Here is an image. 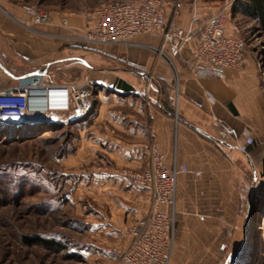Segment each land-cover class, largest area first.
Segmentation results:
<instances>
[{
    "label": "crops",
    "instance_id": "1",
    "mask_svg": "<svg viewBox=\"0 0 264 264\" xmlns=\"http://www.w3.org/2000/svg\"><path fill=\"white\" fill-rule=\"evenodd\" d=\"M201 13L208 16L215 12ZM3 14L15 25H5ZM50 15V24L35 27L34 31L30 29L32 19L26 7L0 0V33L9 34L16 46L8 61L14 66L22 65L23 71L19 73L13 66L7 68L1 59L3 69L11 77L8 85L32 73H45L50 80L52 63L41 67L47 61L37 55H47L53 47L64 43L47 38L46 34L66 35L72 28H83L91 22V14ZM61 17L68 18L69 27L61 25ZM190 17V7L183 6L180 24L188 27ZM161 40L158 32L138 36L133 42L140 46L112 47L115 57L108 45L86 46L89 52H103L109 58L103 60L97 55L89 66L95 75H87L85 80L89 82L87 89L95 93V110L81 123L75 156L79 160L88 155L100 159L92 170H82L78 176L80 187L100 192V197L109 201L110 215L100 211L98 219L93 220L92 231L100 233L101 240L90 244L109 263L114 261L112 245L104 243H126L124 226L144 216L149 208L148 193L129 185L121 169L144 170L150 144L159 147L168 163L175 155L178 163L190 169L178 179L176 209L180 226L215 220L224 225L236 223L255 194L251 174L264 165V93L252 59L247 58L240 69L226 70L223 77L199 79L188 63L197 46L196 40L192 41L178 58L179 93L174 101L171 69L144 46L158 45ZM61 51L55 59L60 66L66 65L68 58ZM72 58H79L77 51ZM116 60L142 73L116 66ZM53 80L50 82H62ZM144 80L151 83V93L142 84ZM247 136L254 139L249 156L237 148L238 142ZM194 171L201 174L196 176ZM200 215L205 219L201 220Z\"/></svg>",
    "mask_w": 264,
    "mask_h": 264
},
{
    "label": "rangeland",
    "instance_id": "2",
    "mask_svg": "<svg viewBox=\"0 0 264 264\" xmlns=\"http://www.w3.org/2000/svg\"><path fill=\"white\" fill-rule=\"evenodd\" d=\"M7 1L47 11L52 15L57 13L70 15L92 14L102 3L113 0ZM165 1L170 5L174 2L179 3L180 17L183 6L190 7L191 13L194 9L216 13L232 0ZM232 7L233 5L231 9ZM230 13V25L236 23L240 26L246 41L248 58H251L256 66L264 93V33L256 19L241 13ZM3 20L5 25L10 27L15 25L8 19L7 14H3ZM31 27H34L33 24ZM192 41L195 42L194 39ZM55 44L54 42L53 45ZM14 45L15 42L9 34L0 33V58L5 60L3 63L7 68L13 66V69L22 73L20 69L22 65L14 66L8 61L12 48H16ZM88 45L90 44L84 42H68L53 47L47 55L38 53L37 56H42L41 59L47 61V64H42L41 67L51 63L53 65L48 68L49 76L52 77L49 81L55 79L63 83L82 84L87 89L89 85L85 80L87 75L90 77L95 75L90 68L93 65L92 58L97 55L103 60L109 58L103 52H89L86 47ZM113 49L112 56L115 57L116 52ZM59 51L68 57L66 65L60 66L55 62V59L60 57ZM76 51L79 58H72ZM116 62V66L132 69L130 65L117 60ZM142 84L148 86L150 82L144 80ZM152 89L150 86L147 91L151 93ZM171 91L174 101L177 100L174 82ZM93 94L95 96V93ZM70 117L69 113L60 112L42 116L30 114L26 121H33L34 127L26 131L30 134L23 136L19 134L22 130L14 133L13 125H0V264L114 263L105 261L104 255L101 252L98 255V250L90 245L93 241L101 240L100 233L92 231L93 220L98 219L100 211L104 215H110V207L109 201L100 197V192L79 186V173L82 170H92L100 159L91 155L83 160L76 158L81 123L71 124ZM46 123L56 125L44 126ZM124 169L142 171L127 167L121 170ZM255 173L251 174V180L255 181L256 186L253 210L248 213V209L245 208L232 225H224L216 220L197 225L177 224L176 240L169 264H264V165L259 166ZM134 221L125 225L123 231ZM36 236L54 240L58 246L49 248L37 242L32 244L25 242L26 237L34 239ZM124 244L104 243L108 247L112 245L110 247L112 255L114 247ZM222 245H225L224 249H221Z\"/></svg>",
    "mask_w": 264,
    "mask_h": 264
},
{
    "label": "built area",
    "instance_id": "3",
    "mask_svg": "<svg viewBox=\"0 0 264 264\" xmlns=\"http://www.w3.org/2000/svg\"><path fill=\"white\" fill-rule=\"evenodd\" d=\"M232 0L222 10L203 16L194 9L188 27L179 23V3L172 5L165 0H113L102 3L91 14V22L83 28H72L66 35H48L47 38L68 42H84L95 45H139L133 40L141 35L160 33L158 45L150 48L171 69L176 95L179 93L177 59L192 40L197 46L190 54L188 63L195 77L220 78L228 69L242 68L248 58L246 41L238 24L232 23ZM171 6V9H169ZM35 27L51 22L47 11L26 7ZM61 25L69 27L67 17H61ZM38 33V32H37ZM45 36V35H44ZM52 36V37H51ZM140 46V45H139ZM9 73L0 67V124L23 125L28 115L37 113H69L74 120H81L95 108V96L84 85L52 83L45 73H32L18 77L8 85ZM152 86L151 83L146 89ZM49 99V105L43 100ZM214 120L216 118L214 117ZM254 139L247 136L237 148L247 156ZM148 165L140 171L121 170L132 187L145 190L149 195L146 214L136 219L125 230L127 242L112 249L113 264H169L177 234V186L182 174L190 169L178 163L174 155L171 163L156 144L148 147ZM199 176L200 171H194ZM206 216V217H210ZM201 220L205 216H199ZM222 245L221 249H224Z\"/></svg>",
    "mask_w": 264,
    "mask_h": 264
},
{
    "label": "trees",
    "instance_id": "4",
    "mask_svg": "<svg viewBox=\"0 0 264 264\" xmlns=\"http://www.w3.org/2000/svg\"><path fill=\"white\" fill-rule=\"evenodd\" d=\"M231 12L233 14L241 13V14H244L246 16H249V17H252V18L256 19L258 24H259V26H260V29L264 33V0H236L235 3L233 4ZM129 71H133V72H135L137 74H141L142 73L138 69L133 68V67H132V69H129ZM52 114L53 113H48L47 115H52ZM44 115H46V114H44ZM86 118L81 119V120H74L72 118V116H71L70 117V120L72 119L71 120V124H73V123L74 124L82 123ZM41 124H43V123L41 122ZM51 125L55 126L56 124L55 123L54 124L46 123L44 126H48L49 127ZM2 126H6V125H2ZM13 126H15V125H13ZM33 127H34V122L33 121L32 122H27L26 121L20 127H16L15 126L14 133L22 130V132L19 133L22 136L26 135V134H30V133H26V131L31 129V128H33ZM0 205H1V192H0ZM255 206H256V204H255ZM255 208H254V210H255ZM252 210H253V208H252ZM25 242H27L28 244H32L34 242H37V243H40V244H42V245H44L46 247H49V248H53V247L58 246L57 242L54 241V240H46V239H42V238L37 237V236L34 239L26 237Z\"/></svg>",
    "mask_w": 264,
    "mask_h": 264
},
{
    "label": "water",
    "instance_id": "5",
    "mask_svg": "<svg viewBox=\"0 0 264 264\" xmlns=\"http://www.w3.org/2000/svg\"><path fill=\"white\" fill-rule=\"evenodd\" d=\"M0 67L3 68V66L1 65V63H0ZM27 75H28V74H27ZM23 76H24V75H23ZM37 114H39L40 116L44 115V113H37ZM254 188H255V186L253 185V186H252L253 194H254ZM253 196H254V195H253ZM253 196H252V197L250 198V200H249L250 202H249V205H248V213L252 211Z\"/></svg>",
    "mask_w": 264,
    "mask_h": 264
},
{
    "label": "bare ground",
    "instance_id": "6",
    "mask_svg": "<svg viewBox=\"0 0 264 264\" xmlns=\"http://www.w3.org/2000/svg\"><path fill=\"white\" fill-rule=\"evenodd\" d=\"M45 103H46V105L48 106L49 105V99L48 98H46V100H43V105H45Z\"/></svg>",
    "mask_w": 264,
    "mask_h": 264
},
{
    "label": "flooded vegetation",
    "instance_id": "7",
    "mask_svg": "<svg viewBox=\"0 0 264 264\" xmlns=\"http://www.w3.org/2000/svg\"><path fill=\"white\" fill-rule=\"evenodd\" d=\"M0 62H1V58H0Z\"/></svg>",
    "mask_w": 264,
    "mask_h": 264
}]
</instances>
